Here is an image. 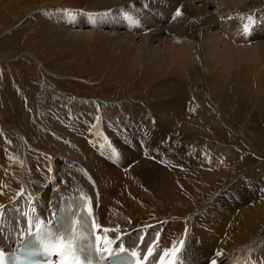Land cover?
<instances>
[{"label":"bare ground","instance_id":"1","mask_svg":"<svg viewBox=\"0 0 264 264\" xmlns=\"http://www.w3.org/2000/svg\"><path fill=\"white\" fill-rule=\"evenodd\" d=\"M95 1L110 11H95L93 15L110 14L98 15L96 24L89 23L87 14L91 13L85 9L77 11L74 22L54 14L53 20L60 22L52 23L58 37L77 44H103L109 54L129 67L145 68L159 81V87L165 82L168 92L147 101L143 111L130 103L132 114L116 119L120 123H110L128 125L130 132H108L110 137L102 148L99 143L92 144L91 150L83 139L88 151L81 154L77 145L83 134L78 135L79 128L72 134L74 145H67L66 152L82 156L77 162L80 167L75 168L78 172L72 173L76 185L67 189L57 188L59 182L48 185L46 181L52 176L47 172L43 177L27 174L28 161L0 176V205L5 206L1 231L15 241L34 229L26 213H31L34 224L55 221L63 196L89 190L102 232L116 241L114 248L129 246L146 253L155 241L157 258L174 241L185 239L184 264H209L210 260L217 264H229L230 260V264H264V239H258L264 231V199L258 196L264 193L263 177L235 179L231 188L219 192L212 201L195 206L196 195L209 188L212 180L226 175V156L213 140L195 142L199 132L219 123L197 101L198 91L190 81L192 72L201 68L210 74L214 98L237 95L253 101L260 97L264 92V0ZM249 16L255 23L245 35L242 26ZM138 123L149 130L132 131L145 127ZM172 127H182L183 134L177 138ZM100 135L90 137L91 141L96 142ZM113 147L118 157L112 155ZM42 170L46 171V166ZM148 181L158 187L150 188ZM33 208L35 212H31ZM192 209L196 213H191ZM152 232L161 233V237ZM237 248L243 252L237 254Z\"/></svg>","mask_w":264,"mask_h":264},{"label":"rangeland","instance_id":"2","mask_svg":"<svg viewBox=\"0 0 264 264\" xmlns=\"http://www.w3.org/2000/svg\"><path fill=\"white\" fill-rule=\"evenodd\" d=\"M63 9H85L91 14L107 10L95 0H0V176L18 165L24 167L28 161L27 174L43 177L47 172L52 176L46 181L48 185L59 182L61 186L57 188L67 189L76 185L73 174L78 172L75 168L80 167L77 162L82 157L66 152L70 148L67 145H74L72 134L78 128V135L83 134L77 145L81 154L88 151L83 139L91 150L92 144L99 143L102 148L110 137L108 132H130L128 125H110L122 115L132 114L130 103L143 111L149 105L147 101L165 95L168 88L165 82L159 87V81L145 68L129 67L109 54L103 44H77L58 37L53 24L60 22L53 16ZM198 69L190 78L198 91L197 101L219 126L202 130L195 142L213 140L226 156V175L212 180L209 188L196 195L195 206L200 208L219 192L231 188L235 179L264 178V92L253 101L237 95L214 98L209 72ZM172 128L177 138L183 134L182 127ZM146 130L149 129L145 126L132 131ZM100 133L98 142L93 143L90 137L98 138ZM45 137L64 144L52 143ZM43 164L46 171L42 170ZM256 173L259 175H253ZM147 183L152 189L158 187ZM237 193L241 197L238 190ZM258 196L264 199V193ZM195 209L190 212L196 213ZM260 236L258 239H264V231ZM238 251L243 252L242 248L235 250L237 254Z\"/></svg>","mask_w":264,"mask_h":264},{"label":"snow or ice","instance_id":"3","mask_svg":"<svg viewBox=\"0 0 264 264\" xmlns=\"http://www.w3.org/2000/svg\"><path fill=\"white\" fill-rule=\"evenodd\" d=\"M153 2H159V0H153ZM62 15H64L69 22H74L77 13L72 9L59 10ZM110 13L103 14H87L89 17L90 24L97 23L98 15H109ZM176 15H180L177 11ZM126 19L132 23H136V19L132 16H126ZM247 22L243 24V32L245 35L250 34V28L254 25L255 21L253 17L249 16L246 18ZM111 147V146H110ZM112 155L118 157L119 152L114 147L112 148ZM207 158V154H205ZM23 195V193L21 194ZM84 203L76 207L75 205L70 206L69 211L72 215L69 218V228L66 231L60 232H50L46 238L41 239L42 251L47 256L45 264H94V259L96 264H102L108 257L116 258L115 264H121L124 257H121L120 253H127L129 250L126 247L120 246L118 248H113L112 245L116 243L115 240L109 239L107 236L101 237L96 234L95 230L100 228L99 224H95L94 221L89 223L92 215V208L88 203V198H83ZM4 205H0V222L3 219V209ZM31 212H35V209H31ZM29 216V224L35 228L37 233L43 231L44 222L33 223V217L31 213H26ZM55 215V213H54ZM151 227V225H149ZM112 231L110 229H104V232ZM119 233V229H115ZM160 233H157L159 238ZM187 236V229H185V237ZM117 240L120 236L117 235ZM103 241L104 247L100 246V242ZM157 242H153L148 248L147 256L144 257L146 261L149 256H152L153 249L156 247ZM186 248V240L180 239L179 241H174L170 248L163 249L162 254L159 257L158 264H184L183 254ZM218 255L220 253H217ZM131 256L136 258V264H141L139 259L140 254L132 251ZM171 257L170 259H166ZM0 264H6V254L3 249H0ZM209 264H217L216 260H210Z\"/></svg>","mask_w":264,"mask_h":264}]
</instances>
